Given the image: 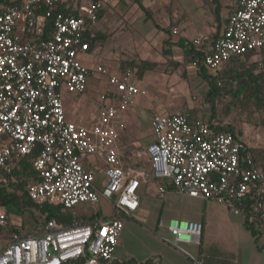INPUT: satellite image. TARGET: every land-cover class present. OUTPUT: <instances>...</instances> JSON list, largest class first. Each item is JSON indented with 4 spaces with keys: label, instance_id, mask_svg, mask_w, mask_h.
I'll use <instances>...</instances> for the list:
<instances>
[{
    "label": "built area",
    "instance_id": "built-area-1",
    "mask_svg": "<svg viewBox=\"0 0 264 264\" xmlns=\"http://www.w3.org/2000/svg\"><path fill=\"white\" fill-rule=\"evenodd\" d=\"M113 1L0 0V182H16L13 170L20 169V159L36 151L28 197L71 213L70 222L51 218L41 231L25 233L19 216L0 209V227L15 228L0 248V264H134L116 261L114 250L125 218L139 206V185L150 176L160 183L161 196L171 186L180 194L213 199L231 213L246 212L264 232V171L255 164L251 145L236 132L216 128L217 122L191 121L185 111L154 113L153 140L143 151L148 168L120 164L117 124L147 90L133 80L130 68L89 67L80 57L89 49L85 36ZM234 2L212 43L200 49L202 39L192 40L201 55L192 67L200 63L216 73L231 57L264 54V0ZM55 5L68 12H53ZM50 18L52 29L44 36ZM99 74L106 75L112 91L100 94L97 120L85 126L69 119L64 92H84L87 78ZM94 154L104 165L85 167L83 158ZM99 172L106 177L101 185ZM100 198L111 203L107 217H73L75 206ZM168 228L175 241L199 233V227L177 220Z\"/></svg>",
    "mask_w": 264,
    "mask_h": 264
},
{
    "label": "crops",
    "instance_id": "crops-1",
    "mask_svg": "<svg viewBox=\"0 0 264 264\" xmlns=\"http://www.w3.org/2000/svg\"><path fill=\"white\" fill-rule=\"evenodd\" d=\"M87 1L77 0V4ZM234 6V0H114L100 12L95 27L96 43L80 54L87 66L102 64L116 72L134 58L155 63L153 68L142 73H138L135 67L130 68L136 73L133 80L145 88L147 94L136 96L134 104L124 115L127 131L141 138L143 144L153 140L149 119L154 113H174L176 111L167 110L183 109L181 111L189 113L190 120L217 122L209 114V107L205 108L208 104L207 82L199 74L198 67L191 65L192 60L197 59V53L200 54L191 42L200 37L203 42L200 49L212 43L224 28ZM172 28L177 32L173 33ZM164 50L170 52L165 54ZM260 55L263 54H252V57ZM108 90L112 91V88L106 75L99 74L87 78L84 92H64L68 118L85 126L93 124L102 103L100 94ZM117 140L118 137L116 145L120 164L134 167L122 162ZM83 164L92 168L94 165L103 166L104 162L94 154L84 157ZM98 175L102 182L106 180L101 172L97 174V180ZM159 185L153 176L141 181L138 188L140 203L125 218L114 250L116 261L134 264H264V232L249 220L246 212L231 213L222 203L180 194L171 186H167L161 196ZM2 208L5 209L0 205ZM140 220L142 223H138ZM170 220L199 227V233L192 235L189 241H175L168 228ZM250 223L255 232L248 227ZM9 226L0 227V233L6 235L4 244L10 235L7 232Z\"/></svg>",
    "mask_w": 264,
    "mask_h": 264
},
{
    "label": "trees",
    "instance_id": "trees-1",
    "mask_svg": "<svg viewBox=\"0 0 264 264\" xmlns=\"http://www.w3.org/2000/svg\"><path fill=\"white\" fill-rule=\"evenodd\" d=\"M52 11L68 12V10L60 5H55ZM51 29L52 22L50 18L44 36H47ZM85 38L89 42V47H91L96 43L97 34L94 31L93 33H88ZM169 52V50H164L165 54ZM252 54L254 53L250 52L243 56L231 57L223 64L222 69L216 73L209 72L199 63V74L206 80L208 86L206 97L212 116L217 112V100L229 93L234 96H240L243 102H250L258 110L264 107V58L252 62L249 67H245L240 62V58L252 56ZM196 57L200 61V54L197 53ZM259 63H261V68L255 72L256 67L260 65ZM154 66V62L151 63L134 58L123 69H134L135 67L138 73H142L145 69H151ZM191 121H194V119H191ZM261 124L263 126V144L258 147L251 146L250 149L255 164L264 171V117L261 119ZM216 128L235 132L233 127L230 126L217 124ZM35 155L36 151H33L31 154L20 159V169L13 170V174L17 177L16 182H12L11 180H8L6 183L0 182V205L4 206L8 213L19 216L22 219L23 228V218H32L35 223H32V221L29 223V225H33H28L31 228L29 233L41 231L47 220L51 218L61 222H70L71 220L70 211H62L60 205L48 202L37 204L28 197L26 191L27 185L36 179L35 172L30 167V161ZM244 209L246 210V207ZM248 225L250 230L255 232L254 226L251 223ZM14 230L15 228L12 226L7 228V232L10 233Z\"/></svg>",
    "mask_w": 264,
    "mask_h": 264
},
{
    "label": "rangeland",
    "instance_id": "rangeland-1",
    "mask_svg": "<svg viewBox=\"0 0 264 264\" xmlns=\"http://www.w3.org/2000/svg\"><path fill=\"white\" fill-rule=\"evenodd\" d=\"M128 57L130 58V56ZM263 58L264 54L255 57L248 56L240 58V62H242L245 67H249V65L256 59L261 60ZM126 60L125 62H127ZM120 62V64H123L122 61ZM129 62L131 63V61ZM259 64L260 65L259 67H256L255 72H257L261 68V63ZM122 68L123 67H121L119 71H121ZM168 69L170 68L167 67V70ZM134 77H136L135 72L133 73V78ZM188 95L192 96L193 94L188 93ZM216 103L217 112L213 117L218 122V124L233 127L234 131L238 134V136H240L245 142H247L251 146L258 147L263 144V126L261 124V119L264 117V107L258 110L250 102H243L240 96H234L231 93L225 94L223 97L218 99ZM205 106V108L208 109V104H206ZM181 110L183 109H170L167 111L173 112ZM208 112L209 114H211L210 111ZM124 114L125 113L122 114L124 118L123 121L117 124V130L119 133L117 143L120 147L121 160L125 165L140 166L142 168L147 169L148 161L143 154V151L147 144H143L141 142V138L133 134L131 135V133L127 131L128 126L126 124ZM100 178L101 177H99V175V180H97L96 178L97 185H101L102 183ZM115 198L116 194L113 196V199ZM73 211V217L80 220L88 219L94 216L96 213L101 217H107L111 212V203L110 201L104 198H100V200L96 203L79 204L73 208ZM31 221L32 223H35L32 218H23L25 233L31 231V228L28 227ZM138 223H142V221L140 220L138 221ZM5 239L6 235L4 233H0V246L4 244Z\"/></svg>",
    "mask_w": 264,
    "mask_h": 264
}]
</instances>
